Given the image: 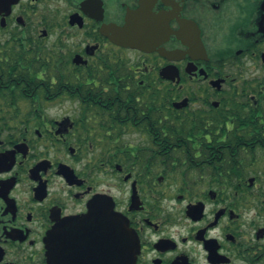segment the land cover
Returning a JSON list of instances; mask_svg holds the SVG:
<instances>
[{
	"label": "flooded vegetation",
	"instance_id": "flooded-vegetation-1",
	"mask_svg": "<svg viewBox=\"0 0 264 264\" xmlns=\"http://www.w3.org/2000/svg\"><path fill=\"white\" fill-rule=\"evenodd\" d=\"M0 264H264V0H0Z\"/></svg>",
	"mask_w": 264,
	"mask_h": 264
},
{
	"label": "water",
	"instance_id": "water-1",
	"mask_svg": "<svg viewBox=\"0 0 264 264\" xmlns=\"http://www.w3.org/2000/svg\"><path fill=\"white\" fill-rule=\"evenodd\" d=\"M114 41L122 44H126L139 49H146L148 46V41L145 40V36L132 27L121 30L115 33Z\"/></svg>",
	"mask_w": 264,
	"mask_h": 264
},
{
	"label": "trees",
	"instance_id": "trees-1",
	"mask_svg": "<svg viewBox=\"0 0 264 264\" xmlns=\"http://www.w3.org/2000/svg\"><path fill=\"white\" fill-rule=\"evenodd\" d=\"M37 69V68H36ZM36 73H37V70H36Z\"/></svg>",
	"mask_w": 264,
	"mask_h": 264
}]
</instances>
